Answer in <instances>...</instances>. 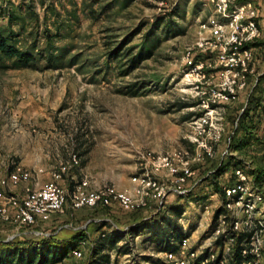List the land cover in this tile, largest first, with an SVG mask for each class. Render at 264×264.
Segmentation results:
<instances>
[{
  "label": "rangeland",
  "instance_id": "rangeland-1",
  "mask_svg": "<svg viewBox=\"0 0 264 264\" xmlns=\"http://www.w3.org/2000/svg\"><path fill=\"white\" fill-rule=\"evenodd\" d=\"M205 3V0H134L121 8L113 0H0V32L33 56L24 66L11 59L0 61V179L14 164H20L32 171L28 185L41 184L51 178L49 174L60 161L77 154V168L60 182L65 188L84 176L92 186L117 187L132 183L130 177L139 171L143 155L158 157L182 150L192 156L196 151L192 121L204 111L200 104L205 97L202 93L207 89L208 79L215 77L207 75L191 84L197 78L184 76V56L195 42L198 21L209 14ZM253 5L257 21L264 19L260 16L264 0ZM173 10L184 15L171 18L184 32L154 41L157 46L152 57L131 67L128 58L137 52L145 34L162 19L166 21ZM162 24L156 30L158 33H163ZM258 27L261 33L258 39H264V20ZM256 58L257 72L253 62L244 98L221 107L224 131L213 156L201 163L193 162L190 181L197 182L194 190L187 196L168 194L164 200L165 208L177 203L185 208L176 225L188 238L189 250L197 253L194 264H210L216 256H223L226 263L232 264L223 248L214 243V214L221 195L219 192L211 195L215 192V179L210 174L230 159L239 165L248 161L259 176L264 172L262 150L255 154L252 138L249 142L246 138L247 146L242 150L236 149L241 141L236 133L239 117L243 110L247 111V90L264 72V52ZM262 95L260 102L264 107V88ZM263 133L261 129L255 136L259 139ZM39 168L43 173L37 175L35 170ZM259 169H263L260 174ZM226 174L218 178L219 185L227 183ZM44 175L47 179L43 181ZM27 184L6 191L22 195ZM150 205L128 212L118 207H94L84 209L75 220L79 210L74 211L66 204L56 214L60 227L52 231L57 233L53 236L66 238L81 230L86 241L79 244L82 252L79 258L69 253L57 264H84L96 240L104 239H97L98 222H106L107 231L113 227L124 230L141 218L154 217L156 206ZM165 216L170 214L165 212ZM45 225L34 229L42 230L47 228ZM13 228L0 221V240L39 241V236L32 232L11 239ZM22 231L24 228L18 230ZM46 236L50 235L43 238ZM145 236L144 233L119 241L118 246L127 242L129 251L124 254L110 250V264H170L164 258L163 248L156 247ZM172 243L176 245L175 241ZM260 264H264V246Z\"/></svg>",
  "mask_w": 264,
  "mask_h": 264
},
{
  "label": "built area",
  "instance_id": "built-area-1",
  "mask_svg": "<svg viewBox=\"0 0 264 264\" xmlns=\"http://www.w3.org/2000/svg\"><path fill=\"white\" fill-rule=\"evenodd\" d=\"M205 1L209 14L198 21L195 42L189 45L184 56V76L197 78L191 84L200 82L207 75L216 79H208L207 89L202 93L205 97L200 103L204 111L192 121L196 130L195 153L189 156L188 152L178 150L158 157L143 155L139 171L130 177L133 185L127 190L114 184L92 186L86 176L65 188L60 182L64 175L77 168V154H72L67 161H60L48 181L35 182L34 186L27 184L32 171L14 164L0 179V221L14 226L11 239L29 232L45 237L48 232L34 228L44 225L52 214L61 213L66 204L72 210L116 206L128 212L144 209L150 204L159 206L168 194L187 196L194 190L197 182L190 181L194 174L193 162L201 163L213 156L214 147L224 131L221 107L237 100L245 90L248 76L253 74L252 44L261 35L253 0ZM254 169L248 161L238 164L231 172V180L222 185L220 195L224 200L219 207L223 211L217 216L213 231L215 240L221 238L222 241L221 244L214 243L223 248L230 260L239 245L243 264H260L264 246V172L259 176ZM35 173L42 174L43 169L39 168ZM20 184H27L22 195L6 191ZM22 228L24 231L18 232ZM187 240V237L180 239L176 251L164 252L168 263L194 264L197 261V253L189 250ZM71 254L79 258L82 252L78 247ZM210 262L228 264L223 256H216Z\"/></svg>",
  "mask_w": 264,
  "mask_h": 264
},
{
  "label": "trees",
  "instance_id": "trees-1",
  "mask_svg": "<svg viewBox=\"0 0 264 264\" xmlns=\"http://www.w3.org/2000/svg\"><path fill=\"white\" fill-rule=\"evenodd\" d=\"M115 2V6L118 5L123 7L128 6L134 0H113ZM170 17L165 21L162 19L160 23H157L152 26L148 32L144 36V41L140 45L137 52L131 57L128 58V62L131 67L136 66L137 63L144 59H148L152 57L155 49L156 42L162 41L170 36H175L182 34L184 32L183 27L177 22L172 21V17L183 18L184 15L177 10H173L168 14ZM162 24L161 31L163 33H158L156 30L159 24ZM154 41L155 44H154ZM253 47V62L255 72H257V61L256 57L262 56L264 52V39H257L256 42L252 44ZM117 53V52H116ZM11 59L14 60L17 64L24 66L30 63L33 59L32 54L29 51L21 50L16 45L11 42L9 37H6L0 32V61ZM264 88V72L257 76V81L248 88V92L246 93L247 111L243 110L241 116L239 117V123L236 130L237 135L241 136V141L239 145L237 144L236 149L242 150L247 146L246 138H248L247 142L252 138L254 140V147H251L255 154L262 150L261 159L264 161V133L259 136V139L255 136L259 130H263L261 127V123L264 124V107L261 105L262 90ZM184 107V106H181ZM240 111V110H239ZM246 131L248 134L246 135ZM249 133H254V136ZM250 136V137H249ZM251 144V142L249 143ZM252 145V144H251ZM238 165V162L232 161L230 159L226 164H221L212 175L215 179L213 182V189L215 192H219L221 194V187L225 183L223 181L222 185H219L218 178L220 175L226 174L229 171V175L232 170ZM263 169H259L258 173H262ZM210 177V176H208ZM231 179H227L230 181ZM167 196V195H166ZM165 196V198H167ZM223 197V195H221ZM161 205L156 206V213L154 217L151 218H141L137 220L134 224L128 225L124 231L122 229L111 228L110 230L99 232L98 238H104L102 241L96 240L95 245L91 247L90 255L87 261L84 264H110V253L109 251L116 249L120 253H127L129 248L127 246V242L123 245L118 246L117 243L124 238H133L140 234H144L145 232L149 234L146 240L153 243L156 247L162 249L164 251H176L179 246V241L183 237H185L182 233L183 229L180 228L177 224L178 219L182 216L183 206L179 203L176 205H169L165 208L164 200ZM198 200V199H197ZM224 200V197L223 199ZM101 207V206H98ZM103 208V207H102ZM105 208V207H104ZM138 211V210H136ZM223 209L218 207L215 209L214 220H216L217 216L222 213ZM165 212L170 214V218L165 216ZM158 217V218H156ZM213 220V221H214ZM106 222H98L96 230L98 228L104 227ZM46 226V225H45ZM44 226V227H45ZM43 232L51 233L50 236H46V238L39 237V241H35L37 239H33L32 241L26 242L17 240L16 238L10 242H0V264H57L61 263L64 258H66L69 253L79 247L81 241H86V235L81 230L75 231V233L69 235V237L57 239L52 230H47V228L42 227ZM58 237V236H57ZM16 240V241H15ZM101 240V239H100ZM21 243H20V242ZM175 241L176 245L172 242ZM221 238L218 239L215 243L221 244ZM72 255V254H71ZM198 260V259H197ZM232 264H243L242 258L240 256L239 245H236V248L233 252V258L231 259Z\"/></svg>",
  "mask_w": 264,
  "mask_h": 264
},
{
  "label": "crops",
  "instance_id": "crops-1",
  "mask_svg": "<svg viewBox=\"0 0 264 264\" xmlns=\"http://www.w3.org/2000/svg\"><path fill=\"white\" fill-rule=\"evenodd\" d=\"M258 1L259 0H255V1H253V3L254 4H258ZM263 11V10H262ZM260 16H261V18L262 17H264V11L263 12H260ZM263 20L264 19H261V20H259V21H257V24H262V22H263ZM243 93L245 94V92H243V90L241 91V93L239 94L240 95V97L238 98V102H239V100L241 99V98H244V95H243ZM229 107H231V106H229ZM232 108V107H231ZM262 127L264 128V124L262 125ZM263 149H264V146H263ZM50 175V174H49ZM225 178H226V180L227 179H231V173H230V175H229V172L226 174V176H225ZM44 179H47V177L44 175L43 176V181H44ZM45 182V181H44ZM44 182H42V183H44ZM132 183H127V184H124V185H118L117 187L119 188V189H121V190H127V189H130L131 187H132ZM213 197L214 196H216V192H213L212 194H211ZM181 200V199H180ZM217 200V199H216ZM182 201V200H181ZM168 202V201H167ZM221 202H222V199H221V196H220V199L218 200V202H216L217 203V205H216V207H219L220 206V204H221ZM179 204H181V203H179ZM182 205V204H181ZM113 207H116V206H112L111 208H113ZM88 210V209H91V208H87V207H82V208H78L77 210H74V211H78L76 214H75V216H77L76 217V219L75 220H77L78 219V217L80 216V215H82L83 213H84V211L85 210ZM184 207H183V212L182 213H185V211H184ZM58 214V213H57ZM111 216H116L115 214H113V215H111ZM117 217V216H116ZM58 219V216L56 215V214H52L51 215V218L45 223L46 224V227H47V230H52V229H54V230H56V229H58L60 226H58L59 224V220H57ZM136 222V221H135ZM134 223V222H133ZM95 231L97 232V234H99V232H102V231H106L107 232V230L105 229V226L104 227H101V228H98L97 230H96V228H95ZM95 232V233H96ZM49 234H51V233H49ZM141 235V234H140ZM145 237L147 238V236H149V234L148 233H146L145 232Z\"/></svg>",
  "mask_w": 264,
  "mask_h": 264
},
{
  "label": "water",
  "instance_id": "water-1",
  "mask_svg": "<svg viewBox=\"0 0 264 264\" xmlns=\"http://www.w3.org/2000/svg\"><path fill=\"white\" fill-rule=\"evenodd\" d=\"M124 231V230H123Z\"/></svg>",
  "mask_w": 264,
  "mask_h": 264
}]
</instances>
